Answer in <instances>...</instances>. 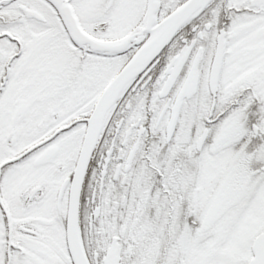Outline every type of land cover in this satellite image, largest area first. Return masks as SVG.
<instances>
[{"label": "snow or ice", "instance_id": "snow-or-ice-1", "mask_svg": "<svg viewBox=\"0 0 264 264\" xmlns=\"http://www.w3.org/2000/svg\"><path fill=\"white\" fill-rule=\"evenodd\" d=\"M0 264H264V0H0Z\"/></svg>", "mask_w": 264, "mask_h": 264}]
</instances>
